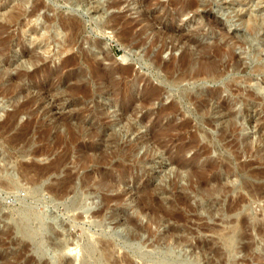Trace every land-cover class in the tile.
<instances>
[{
    "label": "rangeland",
    "instance_id": "374dc122",
    "mask_svg": "<svg viewBox=\"0 0 264 264\" xmlns=\"http://www.w3.org/2000/svg\"><path fill=\"white\" fill-rule=\"evenodd\" d=\"M40 1L44 6L39 12L40 25L50 22L59 28V20L70 17L79 26L74 44L67 47L70 31L46 33L47 40L40 38L41 33L20 37L17 26L6 23L0 10V152L9 156L15 171L18 163H24L31 166V177L44 166L41 171L47 174L41 179L36 203L28 195L31 188L15 172L18 193L0 188L3 214L16 217L18 197H25L37 212L51 209L54 221L60 228L63 224L60 232L64 236L68 230L76 237L81 229L102 220L103 228H92L93 233L114 231L125 236L134 231L144 243L142 253L172 244L178 246L176 253L188 259L191 250L199 255L198 264H264V233L257 230L260 224L264 227V98L245 96L264 79V72L258 71L264 67V0H198V15L189 11L181 17L175 14V0H146L141 8L133 0H123L118 9L108 8L109 2L117 0H84L79 5L73 0ZM119 16L113 29L112 20ZM45 18L50 21L44 23ZM130 22L134 26L129 27ZM206 33L212 35L205 38ZM178 43L192 60L211 58L220 70L215 84L200 86L219 90L217 101L203 112H196L181 98L185 90L195 91L197 86L187 81L166 85L183 73L177 67L182 54L175 49ZM125 69L129 76L122 75ZM134 76L140 77L136 81L139 92L123 93L133 100L112 99L110 92ZM146 83L159 91L140 108L137 100L151 94L144 91ZM224 84L240 92L231 94ZM18 89H23L21 95L11 102ZM129 106L123 114L121 109ZM14 112L18 116L10 119ZM125 128L131 130L125 132ZM28 153L36 154L35 158ZM69 175L72 185L87 175L88 191H95L101 177L121 184L114 190L83 193L87 210L65 213L62 205L72 199L71 192L61 199L43 186H57ZM212 177L222 189L216 196L217 207L225 210L229 201L236 205L231 212L215 210V204L210 209L209 202L196 196V178L205 182ZM232 182L234 187L229 185ZM104 198L112 199L107 206ZM101 209L100 216L93 215ZM241 219L246 221L244 229L239 225ZM231 226L240 234L228 255L215 233ZM48 241L53 242L45 240L47 246ZM20 246L3 250L8 257L20 251L18 261L9 258L7 264H45L34 261L27 245ZM69 246L66 255L76 258L79 248ZM110 248L113 264H142L125 250Z\"/></svg>",
    "mask_w": 264,
    "mask_h": 264
},
{
    "label": "bare ground",
    "instance_id": "6f19581e",
    "mask_svg": "<svg viewBox=\"0 0 264 264\" xmlns=\"http://www.w3.org/2000/svg\"><path fill=\"white\" fill-rule=\"evenodd\" d=\"M66 1L67 2L70 1L69 3L72 2L71 0H66ZM73 1H75L76 4L78 3L77 5L83 4L85 2L84 0H73ZM133 1H134V3H137V5L140 7L141 5L143 6V3L146 0H133ZM170 1H169V3H170ZM122 3H123V0H117V1L109 2L108 8H111V9L117 8L118 9V7H120L119 5ZM95 4H97V3H95ZM147 4H148V2H147ZM174 4L178 5V9L175 13L177 17H181L189 11H192L193 13H195L194 14L195 16L198 15V9H199V5H200L198 3V0H175ZM161 6H162V4H161ZM42 7H44V6L40 0H0V10H3V13L1 14V18L8 24L14 23L17 26V32H18V35L20 37H23L25 34L37 35V34L41 33V34H39L40 38L42 40L46 38V40H47V37H45L46 33L53 32L54 34L57 35L58 33H60L59 32L60 30H63V31L68 30V31H70L71 34H70L69 38L66 40V42L68 44L67 47L72 46L74 44L73 43L74 42L73 36L75 34V31L78 29V26H79L77 21L74 18H70V17H68L65 20H59L60 25L58 28L57 26H52V24L49 22L50 20L48 21V19H47L48 17H47V18H45L46 20L44 23L49 22V24L47 26H45L44 24L40 25L38 20H39V12H40V9ZM96 8H99V7L96 6ZM163 8L165 9V7H163ZM95 10H98V9H95ZM144 16H146V15H144ZM120 17L121 16L118 17L119 20L117 19V17H116L117 20L116 19L112 20L113 21L112 22L113 23V26H112L113 29H115V26L119 24V21L121 20ZM113 18H115V17H113ZM32 19H34V20H32ZM52 20H53V18H52ZM110 20H111V18H110ZM116 22H117V24H116ZM127 24L129 27L134 26V22L133 23L130 22ZM136 24H138V22ZM126 25H124V26H126ZM125 29L127 30V27H125ZM41 31H44V32L42 33ZM126 33H127V31H124L123 34L126 35ZM159 33H157V34H159ZM211 35L209 33H206L205 38L206 37L208 38ZM174 39L176 40V38H174ZM171 43H172V41H171ZM174 43H176V42H174ZM184 44H186V43H184ZM178 45H179L178 47H176V45H175L176 48L175 47L174 48L175 49L179 48V50L182 51V54H181V57L177 60V64H178L177 67L179 66L180 70L181 71L183 70V73L180 74V76L178 75L179 77L176 80L172 81L173 80L172 79L171 80L172 82H168L166 80L168 82V83H166V85L167 86L168 85L178 86V84L182 83V81H187L188 83L191 82L194 86H197V88H195V91L190 90L189 92H187L185 90L183 93V96H181V98L184 101L192 104L194 106L193 110H195L196 112L202 111L203 109L208 108L210 106L211 102L217 101V99H218V93L217 92L219 90L218 89L212 90V89H207V88L202 89V88H200V86L207 84V83L215 84V82H217L219 79V76H220L219 71L220 70L217 66V63L214 62L213 60H211V58L210 59L200 58L198 60H192V57H191L192 55L187 51V49H183L182 44H181L182 47H180L179 43H178ZM168 47H166V48H168ZM166 48H163V50ZM172 48H173V46H172ZM188 49H189V47H188ZM172 50L170 51L171 53H172ZM157 53H158V51H157ZM145 54H143V55H145ZM31 59L29 58V60H31ZM157 59L153 60L154 64L156 63ZM171 60H173V59H171ZM235 63L237 64L238 62H235ZM238 65H240V64H238ZM186 69H188V70H186ZM258 71L263 73L264 67L259 66ZM125 74L129 76L130 71L127 69L123 70L122 75H125ZM26 76H21V77H26ZM132 79L133 80H131L130 82L126 81V84H124L122 86L118 85L116 88H114L113 91L110 92V94L113 96L112 99H114L115 101L116 100H122L123 103H127L129 101L130 97L123 96V93H126V92L129 93L130 91L131 92H133V91L137 92L138 91L136 89V81H138V80L140 81V77L138 78V77L134 76V78H132ZM122 81H123V83H125L124 80H122ZM256 81H257V79H256ZM129 83L132 84L131 88L128 85ZM121 84L122 83L120 81V85ZM193 85H191V86H193ZM223 87H224V90H226V91H230V89H231V88L229 89L227 84H224ZM23 88H25L26 90L29 89V87L26 85H24ZM144 88H145L144 91H148V92L150 91L151 94L148 93L149 97H146V98L144 97L142 99L137 100L140 108L141 107L144 108V106L147 105V103L152 99V97L154 98V96H156L157 92L159 91V88L152 90L151 89L152 87H150L147 83H146V86L144 85ZM11 89H12V86H10V90ZM252 89L254 92L248 90V92L245 93L246 94L245 96L247 98L252 99L254 97H258L257 95L262 96L264 98V95L262 94L264 91V79L261 81L258 80ZM22 90H20V89H18L17 91L14 90V92L15 91L16 92L14 94V97H12L13 99L10 98L11 102H14V100H16V97H19L21 95ZM12 91H10V93ZM235 92L239 93L240 91L238 89H236ZM235 92L230 91L231 94H236ZM145 93L146 92H144V94ZM117 96H120V98H116ZM132 100H133V97H131L130 101H132ZM170 107H174V106H172V104H171ZM130 109H131V106H129L127 109H121L122 110L121 112L124 114L127 110H130ZM175 111H177V110L175 109ZM175 111L173 110L172 112H175ZM17 112H19V111H17ZM17 112L16 113L14 112L13 115L9 116L10 119H13V118L16 119V117L18 116ZM19 113H21V112H19ZM230 115L231 114H229V116ZM10 119H8V121ZM10 122H11V120H10ZM130 130H131V128H125V132H129ZM113 139L115 140V138H113ZM110 142H114V141L112 140ZM20 155L23 156L24 154L20 152ZM26 155H29V156L31 155L32 157H34L36 154L28 153ZM26 165H24V163H23V165H22V163L21 164L18 163L17 169L15 171L13 169V167L11 166L9 156L6 155L5 153L0 152V188L5 190L6 192L15 191L18 193L20 186L15 180V172H16L17 178H19V180H21L23 183L28 185L29 188H31L30 192L28 193V195L30 196V199H32V200L35 199L36 203H38L37 199H36L39 192H40L38 187L40 185H42L41 179H43L47 175L46 174L44 176L42 173L43 171H41L43 168L45 169V166L43 168L41 167L42 169L39 168L40 170L38 169V166H37V169H38V170H36L37 173L34 169L36 174L34 177H31L30 176L31 166H26ZM50 165H52V164H49L48 166H50ZM33 166L35 167V165H33ZM48 166H46L47 169H48ZM53 167H54V165H53ZM212 167H213V165H212ZM56 170L58 171L59 169H56ZM45 172H47V171H45ZM50 172L51 171L49 170V174H50ZM53 174H55V173H53ZM223 174H226V173H223ZM188 180L190 182V178H188ZM62 181L63 182H58L59 184L57 183L58 184L57 186H54V185H49L47 187L43 186V188H44L43 190L49 191L51 194H53V196L55 195V197H61V199L64 198L63 196L66 195V193L71 192V194L73 196L72 199L67 202V205H66V203L64 205L66 208H69V207L76 208L80 212H85L87 210V205L85 203V196H87V195H84L85 193H87V192L96 193V191H99V190H114V189H117V187L121 184L120 181L119 182H110L105 177H101L99 179V181H97L95 183V186H94L95 191H88V190H86L88 188V184H89V177L87 175L82 177V179L80 180V183H78L76 185H72V177L70 175H69V177L66 176V178L63 179ZM204 181L205 182L207 181V184H205V182L201 181L199 178H196L197 189L195 191V194H196V196L200 197L199 198L200 200H204L206 203L209 202L210 203L209 204L210 209H211V204H215V210H216V208L217 209L220 208V210L225 212V213L231 212L233 209L236 208V205H232L231 202H229V201H227L228 206L225 210H222L221 207L218 208L217 207L218 206L217 205L218 200L216 199V196L219 194L220 191H222L219 180L215 177H212V178H209V179L204 180ZM229 185L234 187L233 182L229 183ZM193 186H194V183H193ZM223 191L225 192V194H227V191H230V188L227 191H225V190H223ZM262 193L263 192H259V191L255 192V194H262ZM115 198L118 199L117 197H115ZM110 200H112V199L104 198V200H103L104 206L105 205L107 206V204ZM241 200L242 199L240 198L239 202ZM18 202L20 203V206H19V208H17L15 210L16 217H14V216L8 217L7 215L3 214V212L0 210V264H7L9 258H13L15 260V262L18 261V259L20 257V251L19 250L14 251L13 256H10V257L5 255L3 250L6 249L7 246L11 247L13 245L20 246L22 244H25L28 246L27 241H29L31 243V246H32L31 250H32L33 254H35V256H37L39 258H41L42 256L47 257L51 262H53L55 264L62 263L61 259L66 260L63 258V254H64L63 252L66 250L67 251L71 250L72 247L69 245H72L73 240H71L69 237L72 238V236H70V233L68 230L65 233V236L62 235V233H64V232H60V230L62 229L63 224L61 223V228H60V224L58 225L54 221V218H56V216L52 213V210L47 208L43 211L37 212L34 210V208L29 203L26 202L25 197H18ZM102 209L96 213L94 212L93 215H95L97 217L100 216L102 213ZM210 209L208 208L209 211L207 210L208 215L211 214ZM221 211L219 212L221 215V218H222V220H225L226 216ZM77 218H80V216L78 215ZM96 224H99V225L102 224V220ZM239 225L241 228L244 229L246 227V221L241 219V221L239 222ZM260 225L261 226L257 227V230L259 231V233H264V227H262V224H260ZM231 227H234V226H231ZM231 227H229L230 230H228V228H227V230L225 229V231L220 230V231H217L215 233L216 236L218 237V240L220 242H222L221 244H222L223 248L225 250H227L226 253L228 255H230L232 252L231 246H232L233 239H235L240 234L239 232L236 231L237 229L235 227H234L235 229L231 228ZM259 235H261V234H259ZM108 236L110 237V240H108V239L106 240V238L104 239V242H105L104 247H103V243H101V241L99 242V241L93 240V241H95L94 243L91 242L92 240L86 241L83 245L82 255L76 261L77 264H113V261L111 262V248H110V246L112 245L114 248V244H113V241H111V239L115 240L117 238L119 239L118 244L121 248L126 249L131 254L137 255L139 257V259H141L142 261L150 262L152 264H198V262L200 260L199 259L200 256L193 253V251L191 249H190L191 251H189V256H190L189 259L185 256L186 254L181 255L179 253H176L174 248H178V246L172 245V244H167L165 246H161L160 249L153 247V249H155L154 253H142L140 250L142 247H144L143 246L144 243L139 238H137V235L134 231L130 232V234L127 233V235H125V236H119L116 232L110 231ZM61 238L64 240L61 241L60 240ZM240 238H241V236H240ZM48 239L53 241L52 244H51V242L48 241L49 246H47L46 242H45V240H48ZM120 239H122V240H120ZM58 241H61L62 243L58 242ZM97 244H98V247H97ZM173 244H175V243H173ZM101 245L103 247V251H102ZM20 247H22V246H20ZM99 248L103 252L102 253L103 255L100 254ZM103 256H104V258H103ZM153 260H154V262H153ZM39 261H40V259H39ZM39 261H37V262H39ZM65 263L70 264L67 260ZM114 264H116V263H114Z\"/></svg>",
    "mask_w": 264,
    "mask_h": 264
},
{
    "label": "water",
    "instance_id": "95a60500",
    "mask_svg": "<svg viewBox=\"0 0 264 264\" xmlns=\"http://www.w3.org/2000/svg\"><path fill=\"white\" fill-rule=\"evenodd\" d=\"M67 202H64L62 205L63 211L65 213H69V212L76 210V208H72V207L66 208L64 204L66 203V205H67ZM92 228H103V224L99 225V224L93 223L90 227H88L86 229H81L78 236L72 237V238L69 237L71 240H73L72 246L79 248V255L76 258H70V257H68V255H66V251L63 252L64 253L63 258L66 259L70 264H77L76 261L81 257L82 251H83V245L86 241L96 240L99 242L101 241V243L104 244L105 238H106V240L107 239L110 240V237L108 236L109 232L101 230L98 233H93ZM89 234H93L95 237L92 239V237H90ZM60 240L63 241L64 239L61 238ZM61 241H58V242H61ZM111 241H114V239H111ZM27 244L29 246L28 249L31 251L35 262L39 261V259H40V261L44 262L45 264H55V263L51 262L47 257L42 256L41 258H39V257L35 256V254H33L32 250H31V248H32L31 243L29 241H27ZM113 244H114V248L115 247L121 248L118 243L113 242ZM114 248H113V250H114ZM121 249H123V248H121ZM123 250H125L126 254L129 253L131 256L136 257L142 264H152L150 262L142 261L141 259H139V257L137 255L131 254L126 249H123ZM99 252H100V254L103 253L100 248H99ZM103 258H104V256H103Z\"/></svg>",
    "mask_w": 264,
    "mask_h": 264
}]
</instances>
